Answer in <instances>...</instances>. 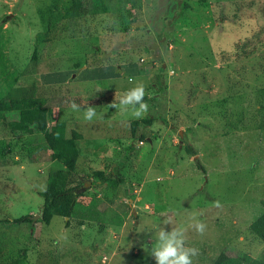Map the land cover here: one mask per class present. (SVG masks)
I'll return each mask as SVG.
<instances>
[{"label":"rangeland","instance_id":"1","mask_svg":"<svg viewBox=\"0 0 264 264\" xmlns=\"http://www.w3.org/2000/svg\"><path fill=\"white\" fill-rule=\"evenodd\" d=\"M76 1L0 0V101L47 98L68 136H83L68 187L91 218L69 219L68 233L62 217L39 222L51 172L66 169L42 135L12 134L17 113H0V264L21 254L6 252L8 234L30 230L59 239L28 264H155L160 228L186 230L193 264L226 249L264 260L250 232L264 213V0H123L50 36ZM140 83L143 118L110 106Z\"/></svg>","mask_w":264,"mask_h":264},{"label":"trees","instance_id":"2","mask_svg":"<svg viewBox=\"0 0 264 264\" xmlns=\"http://www.w3.org/2000/svg\"><path fill=\"white\" fill-rule=\"evenodd\" d=\"M122 1L77 0L63 15L61 22L54 27L50 36L65 24L69 25L91 16L107 14L112 10L115 3ZM50 38L52 37H48V40ZM43 42H46V40H43ZM35 58L36 52L32 60L34 61ZM48 101L47 98L38 96L3 99L0 101V113H17L18 118L12 119L10 123L12 134L26 137L37 134L42 135L44 137V149L52 151L51 159L57 161L66 169V171L51 172L46 190L42 193L44 204L39 222L49 225L55 216L69 218L70 220L89 219L91 217L88 214L81 215L78 211L79 200L82 196L80 194L81 188L76 185L68 187L72 182L71 176L77 170L78 160L81 155L80 141L83 136L77 131H73L71 136H68L67 123L54 119L52 109L48 106ZM152 123L153 119L151 118L135 121L133 123V132H136V129L141 124L150 126ZM40 159V157H34L30 158V161L36 163ZM198 165L201 170H204L202 165ZM97 176L100 181L104 179L103 173H97ZM70 220L67 221L68 225ZM12 223H33V220L31 217H22ZM250 232L264 244V213L251 224ZM8 264H28L26 253H21L18 258ZM214 264H264V260L255 259L246 254L238 255L226 249L220 254Z\"/></svg>","mask_w":264,"mask_h":264},{"label":"clouds","instance_id":"3","mask_svg":"<svg viewBox=\"0 0 264 264\" xmlns=\"http://www.w3.org/2000/svg\"><path fill=\"white\" fill-rule=\"evenodd\" d=\"M145 94V86L140 83L124 93L120 98L119 105L114 101L110 106L122 111L130 110L134 118L141 119L149 110V105L144 102ZM72 108L78 110L79 106L73 102ZM96 115V108L88 106L84 112V119L92 121ZM216 206H220L218 201ZM166 223H170V221H166ZM190 227L194 228L200 235H203L206 229V225L198 220L192 223ZM185 232L186 230L181 228H173L170 232L166 231L165 228H160L155 233L156 244L150 252L155 264H193V257L199 254V250L185 246L187 239Z\"/></svg>","mask_w":264,"mask_h":264},{"label":"crops","instance_id":"4","mask_svg":"<svg viewBox=\"0 0 264 264\" xmlns=\"http://www.w3.org/2000/svg\"><path fill=\"white\" fill-rule=\"evenodd\" d=\"M63 218V217H62ZM64 222V228L66 229L64 233H68L70 229L71 224H67V221L69 218H63ZM53 220L51 223L47 226H50L52 224ZM27 225V223H26ZM33 225V224H32ZM29 228V226H28ZM1 230V229H0ZM35 232L30 230V235L31 237L29 238H24L26 235L24 234L23 236H13L8 234V239L6 241V252L9 250H14L13 252L17 253H26V259L29 260V255H34L36 252L40 251L41 248L46 247L47 243H49V240L54 241V239H59L57 236H52V237H40L38 235L34 234ZM0 237H3V234H0ZM38 238V240L34 243L32 240ZM47 239V241H45ZM21 244V245H20ZM37 245V247L35 246Z\"/></svg>","mask_w":264,"mask_h":264},{"label":"water","instance_id":"5","mask_svg":"<svg viewBox=\"0 0 264 264\" xmlns=\"http://www.w3.org/2000/svg\"><path fill=\"white\" fill-rule=\"evenodd\" d=\"M180 135H181V137H183V132L182 131L180 132ZM37 217H40V216H34V217H31V218L35 219Z\"/></svg>","mask_w":264,"mask_h":264}]
</instances>
